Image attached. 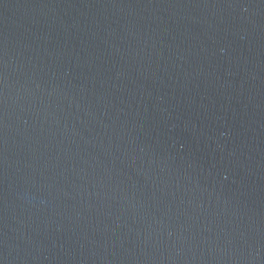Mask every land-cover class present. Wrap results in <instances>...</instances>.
<instances>
[{
	"label": "water",
	"instance_id": "1",
	"mask_svg": "<svg viewBox=\"0 0 264 264\" xmlns=\"http://www.w3.org/2000/svg\"><path fill=\"white\" fill-rule=\"evenodd\" d=\"M0 264H264V0H0Z\"/></svg>",
	"mask_w": 264,
	"mask_h": 264
}]
</instances>
